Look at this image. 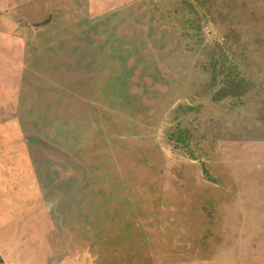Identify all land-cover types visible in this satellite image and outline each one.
<instances>
[{
    "label": "rangeland",
    "instance_id": "obj_1",
    "mask_svg": "<svg viewBox=\"0 0 264 264\" xmlns=\"http://www.w3.org/2000/svg\"><path fill=\"white\" fill-rule=\"evenodd\" d=\"M3 264H264V0H0Z\"/></svg>",
    "mask_w": 264,
    "mask_h": 264
},
{
    "label": "trees",
    "instance_id": "obj_2",
    "mask_svg": "<svg viewBox=\"0 0 264 264\" xmlns=\"http://www.w3.org/2000/svg\"><path fill=\"white\" fill-rule=\"evenodd\" d=\"M0 264H3L2 260L0 259Z\"/></svg>",
    "mask_w": 264,
    "mask_h": 264
}]
</instances>
